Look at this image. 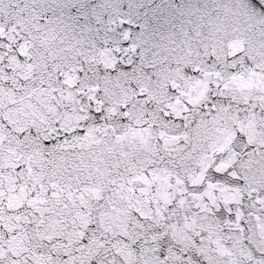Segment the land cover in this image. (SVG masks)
<instances>
[{
  "label": "snow or ice",
  "instance_id": "1",
  "mask_svg": "<svg viewBox=\"0 0 264 264\" xmlns=\"http://www.w3.org/2000/svg\"><path fill=\"white\" fill-rule=\"evenodd\" d=\"M0 264H264V0H0Z\"/></svg>",
  "mask_w": 264,
  "mask_h": 264
}]
</instances>
